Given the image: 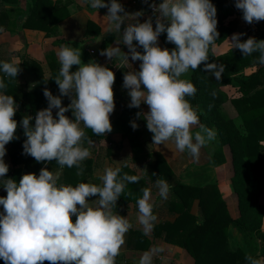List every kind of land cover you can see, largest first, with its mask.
Returning <instances> with one entry per match:
<instances>
[{"label":"clouds","instance_id":"obj_1","mask_svg":"<svg viewBox=\"0 0 264 264\" xmlns=\"http://www.w3.org/2000/svg\"><path fill=\"white\" fill-rule=\"evenodd\" d=\"M86 2L95 10L106 8L109 29L118 34L117 47H108L100 55L109 60L119 58L122 64L140 62L138 71L124 73L122 87L130 98L129 108L147 105L148 111L137 112L136 118L146 121L153 144L171 141L179 152L187 151L199 159L201 149L216 139V132L200 122L198 109L188 99L195 97L197 88L183 77L201 65L208 73L205 76L216 81L225 72L224 64L208 63L209 51L217 47L220 36L215 5L211 0H161L158 5L155 0H143L152 16L140 22L145 13L130 14L119 0ZM234 4L247 24L264 21V0H234ZM162 34H166L167 43L175 45L173 49L159 46ZM244 35L233 34L226 39L244 57L258 53L256 63L264 65V40L249 37L241 42ZM119 45L128 51L123 52ZM81 55L80 48L61 46L57 53L60 68L53 79L60 95L54 96L45 88L47 108L36 112L34 118L24 115L19 123L26 137L22 154L45 165L54 161L60 169L76 168L77 176L83 175V162L91 156L85 143L91 145L93 141L85 129L96 136L111 133L110 115L115 109L114 72L95 61L83 63ZM73 66H78L76 71H71ZM20 71L19 65L0 61V72L5 76L16 79ZM6 89L0 78V188L7 193L0 197V260L4 264H117L125 236L133 227L116 211L117 201L127 184L138 182L139 177L108 167L99 177L100 184L79 182L73 186L60 183L59 173L44 167L39 176L24 174L19 182L6 178L9 165L4 161L5 146L18 139L14 119L18 105ZM210 95L215 98L216 92ZM61 97L70 100L67 107L62 106ZM212 107L209 105V110ZM54 109L58 110L55 116ZM131 127L135 131L139 126L132 121ZM155 186L166 201L168 182L157 178ZM151 200L148 188L142 189V196L136 200L138 222L145 235L153 231L157 221ZM163 251L152 247L140 256L138 264H153V258ZM245 259L247 264H264V259L251 255Z\"/></svg>","mask_w":264,"mask_h":264},{"label":"trees","instance_id":"obj_2","mask_svg":"<svg viewBox=\"0 0 264 264\" xmlns=\"http://www.w3.org/2000/svg\"><path fill=\"white\" fill-rule=\"evenodd\" d=\"M228 0H211L217 9V31L219 32V40L216 44L223 43L226 38L234 33L235 28H231L225 24L228 16L225 13V7ZM29 10L25 13L20 8H9L10 6L19 5L20 0H0V30L9 32L17 31L19 28L42 31L47 37L60 36L59 25L71 16V6L74 0H27ZM121 3V0H119ZM234 3V2H233ZM235 6V4H234ZM237 10V9H236ZM238 15L243 16L242 12L237 10ZM256 26L264 25V21L254 23ZM101 34L100 27L92 20H89L86 37ZM163 44L169 50L175 45L166 42V34L160 36ZM258 38L264 40L263 30L259 28ZM115 41V35H108L103 43V47L112 44ZM61 39L54 41L55 46L62 44ZM160 46V45H159ZM139 51H143L142 48ZM258 53L252 56L244 57L242 53L236 51L225 55L217 56L213 50L209 51L208 63H217L225 65V72L222 74L220 81H216L215 77L205 76L208 73L203 71L204 65L196 71H191L189 79L197 88V94L194 98H188L193 107L198 109L200 122L205 126L213 129L216 128L220 134L223 144H230L233 149L234 161H236V171L238 177L241 171L245 170V180L247 188L240 191V205L252 202L254 210L258 212L260 218L259 225H256L251 232V237L255 241V249L259 254H247L239 249L234 251L229 244V232L231 226H237L241 232H246L247 225L243 221L232 218L220 188L216 184L208 185H188L181 181L180 177L174 172L166 158L158 151L148 148L149 142L143 139L146 127V121L137 119L136 113L143 111L142 105L139 109L129 108L128 103L123 106L122 112L112 123L117 131L122 135L123 139H127L132 148V162L138 166L146 165L147 171L145 177L140 176L136 170L127 165L119 167L121 174L135 175L139 177L138 182L129 183L125 189V193L117 201L116 211L126 216L130 204L136 202L142 196V189L148 188L152 194V184L157 178H162L170 185L169 198L166 201V209L172 215H177L174 221H165L155 224L153 235L161 238L165 242L177 245L188 252L194 259V264H247L245 257L251 255L257 259H264V231L261 230V219L264 216V207L257 205L258 196L264 189V65L256 63ZM54 62H50L52 75L46 78L42 65L25 57L22 64L27 65L38 78V84L31 90L23 89L19 84L20 72L15 78H10L0 72V78L4 79L7 85L6 94L12 95L18 111L14 119L18 123L16 136L18 139L7 144L6 151L12 152L15 145L25 141L22 127L19 123L24 115L35 117L36 112L47 108L48 102L43 95L45 88L51 91L54 96L60 95L58 86L54 82L55 76L58 74L60 66L55 57ZM2 61V60H0ZM12 62V61H8ZM13 63V62H12ZM250 66H260L258 71L250 76L235 79L239 86L241 95L230 99L223 90V87L233 83L234 75L240 74L244 69ZM127 70L121 69L115 74V85H123V76ZM113 86V87H114ZM216 92L213 98L210 93ZM63 98V97H61ZM234 106L239 113L244 124V131L239 133L235 123L228 117L223 106L228 102ZM209 105H213L209 110ZM72 118L71 112L66 113ZM135 121L138 128L134 131L131 122ZM34 124V119L32 121ZM87 136L93 142H98L107 138L105 136H96L90 129H85ZM228 133L227 137L224 136ZM153 135V134H152ZM85 147L91 146L85 143ZM214 164L219 166L225 162L223 148H220L214 155ZM24 167L10 168L7 177L19 179L24 174L40 173L41 168L47 167L49 171H55L59 166L53 161L50 164L37 163L34 158L24 155ZM248 165V168L247 166ZM84 173L77 176L76 168L65 167V184L75 186L79 182H88V178L92 173L94 161L87 159L83 162ZM60 169V168H59ZM155 173V175H153ZM6 177V178H7ZM239 185L238 180L236 181ZM248 200V201H247ZM198 205L199 214L193 213L195 204ZM249 205V204H248ZM153 205V210H154ZM75 217H73V222ZM257 240L259 241L256 244ZM152 245V241L148 235L142 231L130 229L128 248L138 251H148ZM120 256L117 257V264H121ZM0 264H4L0 260ZM47 264V262H45ZM133 264V263H127Z\"/></svg>","mask_w":264,"mask_h":264},{"label":"crops","instance_id":"obj_3","mask_svg":"<svg viewBox=\"0 0 264 264\" xmlns=\"http://www.w3.org/2000/svg\"><path fill=\"white\" fill-rule=\"evenodd\" d=\"M28 4L27 0H20L19 5L10 6L9 8H21L23 9L24 2ZM107 3L108 0H105ZM152 0H149L151 3ZM161 0H155L156 4H159ZM121 4L124 6L125 10L132 14L137 11H143L145 15L140 18V22H144L149 16H152L151 9L143 0H121ZM29 6V4H28ZM71 16L59 25L60 36L58 37H47L42 31L28 30L19 28L17 31L9 32L6 30H0V60L2 61H12L14 64H22L25 57H29L37 62H39L44 70L46 78H50L52 75V70L50 62H54L52 57L54 56L58 65L57 53L62 45L72 46L74 48H80L81 50V60L83 63L87 64L89 61H95L102 66L109 67L110 70L116 74L121 69L125 68L127 71L139 70V61L133 62L129 60V64H122L119 58H114V60H109L107 57L100 55V53L106 48L117 47V33L114 30L109 29L110 22L105 17L108 12L106 8L99 10L92 9L86 0H74V4L71 6ZM29 8L24 11L25 13ZM98 11L97 15L96 12ZM105 17V18H104ZM89 20L94 21L101 29V34L96 36L86 37V30ZM128 22H132L131 19ZM127 22L122 25V30L126 26ZM254 27L257 29L253 34H258V26L253 23ZM260 29L263 27L260 25ZM115 35V41L106 47H103V43L106 37L110 34ZM258 36V35H257ZM61 39L63 42L59 46L54 45V41ZM135 43V42H134ZM123 52H127L128 49L123 45H119ZM140 48H138L139 50ZM78 66H73L71 71H76ZM191 72L183 77L189 79ZM39 80L34 74V72L27 65H22L20 71L19 84L25 90H31L38 84ZM225 91V89L223 88ZM114 91V103L115 109L113 114L110 115L111 124L116 120V118L122 112L123 106L127 104L130 98L127 95V90L123 89L122 84L115 85L113 87ZM62 106L67 107L70 100L67 97H63ZM143 112L148 111L147 105L142 104ZM56 109L53 110V115L55 116ZM111 133L107 134V138L98 142H93L91 146V156L88 159L94 161V167L91 175L88 178V182L100 184V176L104 174V170L108 167L113 169L122 167L124 165L137 171V173L145 177L146 165L144 166L136 165L132 162V150L130 143L127 139H123L122 135L117 131L114 125ZM196 130V129H195ZM198 130V129H197ZM217 136V133H216ZM143 139L148 141L152 139L151 132H145L143 134ZM218 140L215 139L208 144V148H214L213 154L209 158V162H203V156L200 155L199 159L192 158L187 151L181 153L179 152L175 144L171 141L164 142L161 145L153 144L151 142V147L160 152L168 161L174 172L180 177L181 181L188 185H208L216 184L220 188L224 199L228 205L230 214L233 219L242 221L244 219V214L240 211V191L235 188L234 184H237L236 175L230 174V163L231 159L226 151V147L222 144H216ZM24 141L15 145L12 152L6 151L4 161L9 165L10 168L24 167L23 159V145ZM149 144V145H150ZM225 147V148H224ZM223 148L225 162L220 166H215L213 163L214 153L217 149ZM190 165V169L186 171V168ZM54 172H58L60 175V183L65 184V170L56 169ZM189 172L188 180L186 179L185 173ZM39 176V174H37ZM11 178V177H7ZM258 196V204H263L264 207V193ZM262 194V196H261ZM7 193L3 188H0V197H6ZM152 200L151 203L155 206L154 214L157 216V221L155 224L165 221H174L177 215H172L167 209H163L162 205L165 200L159 197L158 189L155 183L152 184ZM96 199L95 197L91 198ZM162 203H159V202ZM0 211H3L2 206H0ZM194 214H199L198 205L195 204L193 208ZM249 213V214H247ZM247 215L250 216V210H247ZM130 223L133 225L131 229L139 230L143 232L142 226L138 222V208L136 202L130 204L129 210L126 216ZM248 217V216H247ZM252 223L247 225L246 232H241L237 229V226H231L229 232V244L232 250L237 251L239 249L243 250L247 254H251L254 247L255 241L251 237V232L254 233L253 228L259 225L258 212H251ZM260 228L264 231V216L261 219ZM152 241V247H161L164 249L162 253L153 258V264H194L193 257L186 252L184 249L177 245H173L165 242L161 238H156L153 235V231L148 235ZM129 232L125 236V244L121 248L120 254L123 255V259L127 258L128 261L122 260L121 264H127L128 262L133 264H138L140 256L145 251L132 250L128 248ZM256 244L259 247V241ZM257 252V254H259Z\"/></svg>","mask_w":264,"mask_h":264},{"label":"rangeland","instance_id":"obj_4","mask_svg":"<svg viewBox=\"0 0 264 264\" xmlns=\"http://www.w3.org/2000/svg\"><path fill=\"white\" fill-rule=\"evenodd\" d=\"M23 2H24V1H23ZM226 2H227V1H226ZM227 3H228V4H227L226 7H225V13H226V15L228 16V18L226 19L225 24H226V25H229L231 28H235V31H234L233 34L245 33L246 35H244V36L241 37V42L246 41L249 37H255V38L259 41L260 39H259L258 36H257V35H258L257 32H256V34H253V33L257 30V29L254 27V25H253V24H251V25L247 24V23L243 20L242 16L238 15L237 10H236V8H235L233 2L228 1ZM23 7H24L23 9L20 8V9L23 10V11H26V10L29 8L28 4H26L25 2H24ZM154 19H155V18H153V22H154ZM154 26H155V24H154ZM261 26L264 27L263 24H261ZM258 31H259V28H258ZM233 34H231L228 38H230ZM159 45H160V47H161L162 49H163V48H166L165 45H164L163 42H162V39H161L160 37H159ZM216 45H217V47H216L213 51H214V53H215L217 56L225 55V54H229V53H234V52H236V51H239L238 49H232L231 44L227 41V39H226L223 43H221V44H216ZM259 67H260V66H250V67H247V68L244 69L240 74H238V75H234V76H233L234 81H233L232 84L223 87V88L225 89L226 94L230 97V99L235 98V97H239V96L241 95V92H240V86H239L238 82H237L235 79H237L238 77H240V78H244V77L250 76V75L256 73V72L258 71ZM189 77H190V76H189ZM223 108H224L226 114L228 115V117H229V118L235 123L238 132H239V133L243 132V131H244V124H243V122H242V119H241L239 113L237 112V110H236V109L234 108V106L230 103V101H229L226 105H224ZM196 130H197V129H196ZM196 130L193 129V131H196ZM213 130L217 133L216 139H217L218 141L216 142V144L218 143V144H222V145H224V146L226 147V151L228 152V155L230 156V159H231V163H230V166H231V167H230V174H232V175H234V176L237 175V171H236V161H234V157H233V149H232L231 145H230V144H223L222 138H221L220 134H218L217 129H216V128H213ZM145 132H149V131H148V130H145ZM223 134H224V132H223ZM225 135H226V137H227L228 133L225 132L224 136H225ZM152 136H153V135H152ZM147 142L151 143V142H153V140L150 139V140H148ZM130 147H131V145H130ZM225 147H224V148H225ZM148 148L151 149V150H154V149L151 147V144L148 145ZM131 150H132V148H131ZM218 150H219V149H217V150L215 151V153H216ZM213 151H214V148H211V147L208 148V145H207L206 147H204V148L201 149L200 155L203 156V162H206V161L209 160V158H210L211 155L213 154ZM223 152H224V150H223ZM215 153H214V154H215ZM209 161H210V160H209ZM209 161H208V162H209ZM213 164H214V163H213ZM214 165H215V164H214ZM215 166H216V165H215ZM219 166H220V165H219ZM246 166H247V168H248V165H246ZM145 167H146V166H145ZM189 169H190V165H188V167L186 168V171H188ZM146 171H147V168H146ZM145 173H146V172H145ZM188 174H189V172H186V173H185V176H186V179H187V180H188V178H190V177L188 176ZM145 175H146V174H145ZM244 175H245V170L241 171V173H239L238 177L236 178V179L238 180V182H239V185L233 183L234 186H235V188L238 189L239 191H242V190H244V188H247V185H246L245 180L243 181V178L245 177ZM262 190H263V192H262V194H263V193H264V189H262ZM262 194H261V196H262ZM239 197H240V196H239ZM168 198H169V197H168ZM166 201H167V200H166ZM166 201H165V203L162 205L163 209H166ZM247 201H248V200H247ZM159 203H162V202L160 201ZM239 203H240V201H239ZM248 204H249V205H248ZM248 204H247V203H244V204H242V206H241V205L239 206V207H240L241 214H242V212H243V214H244V219H243L242 221H243V223L246 224V225L252 223L251 210H254V208H253V206H252V202H251V201H250V202L248 201ZM257 205H258V203H257ZM260 205H263V204H260ZM227 206H228V205H227ZM249 206H251V207H250V209H251V210H250V216L247 215V214H249V213H247V210L249 211ZM154 207H155V206H154ZM228 209H229V208H228ZM154 210H155V209H154ZM154 210H153V211H154ZM246 213H247V214H246ZM247 216H248V217H247ZM234 227H235V226H234ZM237 229H238V228H237ZM257 250H258V249H255V250L253 251V254H256V253L258 252ZM123 255H124V254H120V255H119V256H120V260H121L120 262H122V260H125V262L128 261L127 258L123 259V258H124ZM124 256H125V255H124ZM128 263H129V262H128Z\"/></svg>","mask_w":264,"mask_h":264},{"label":"built area","instance_id":"obj_5","mask_svg":"<svg viewBox=\"0 0 264 264\" xmlns=\"http://www.w3.org/2000/svg\"><path fill=\"white\" fill-rule=\"evenodd\" d=\"M228 1H230V2H234V0H228ZM158 5V4H157ZM152 12V11H151Z\"/></svg>","mask_w":264,"mask_h":264}]
</instances>
